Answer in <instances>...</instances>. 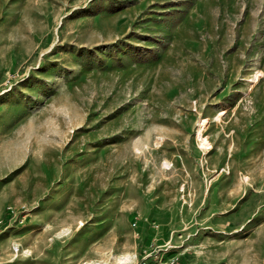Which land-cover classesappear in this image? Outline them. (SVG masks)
<instances>
[{
	"label": "rangeland",
	"instance_id": "rangeland-1",
	"mask_svg": "<svg viewBox=\"0 0 264 264\" xmlns=\"http://www.w3.org/2000/svg\"><path fill=\"white\" fill-rule=\"evenodd\" d=\"M124 253L264 264V0H0V264Z\"/></svg>",
	"mask_w": 264,
	"mask_h": 264
},
{
	"label": "bare ground",
	"instance_id": "bare-ground-1",
	"mask_svg": "<svg viewBox=\"0 0 264 264\" xmlns=\"http://www.w3.org/2000/svg\"><path fill=\"white\" fill-rule=\"evenodd\" d=\"M13 246L15 248L17 245L13 244ZM131 259H132L131 254H128V253L120 254L118 257H116V261L118 264L129 263V262H131ZM84 264H105V259L99 260V261H93L90 263H84Z\"/></svg>",
	"mask_w": 264,
	"mask_h": 264
}]
</instances>
